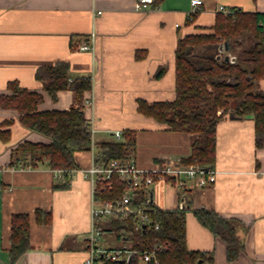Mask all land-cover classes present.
I'll return each instance as SVG.
<instances>
[{"label": "crops", "instance_id": "obj_1", "mask_svg": "<svg viewBox=\"0 0 264 264\" xmlns=\"http://www.w3.org/2000/svg\"><path fill=\"white\" fill-rule=\"evenodd\" d=\"M134 0H0V94H10L9 81L37 91L40 110L80 104L92 118L91 140L112 139V132L133 131V154L139 167L179 164L190 154L195 133L175 131L140 112L137 100L150 103L175 96V48L185 34L207 29L219 4L244 11L264 12V0H155L149 9L134 10ZM100 10V13H96ZM192 13V18L189 15ZM93 33V49L78 50ZM138 54V56H137ZM66 60L70 77L88 76L91 88L80 101L70 89L52 100L35 78L39 66ZM160 77H155L159 68ZM92 97L93 104H85ZM19 113L0 107V264H81L86 253L84 234L90 227L91 184L80 172L89 152L75 156L77 169L68 187H53L60 176L44 163L35 167L15 161L23 141L49 138L21 124ZM6 123V124H5ZM106 134L111 135L107 137ZM182 164V163H181ZM215 180L202 186L197 176L176 184L173 178L155 180L152 201L165 208L191 199L185 214L186 244L213 252V264H264V144L255 147L250 115L224 114L216 126ZM186 195V196H185ZM180 196V197H179ZM182 196V197H181ZM205 207L236 218V233L244 244L239 256L226 258L224 242L200 224L191 209ZM37 208L50 210L51 222L34 219ZM30 215L31 247L11 261L9 220L12 213ZM106 239V238H105Z\"/></svg>", "mask_w": 264, "mask_h": 264}, {"label": "trees", "instance_id": "obj_2", "mask_svg": "<svg viewBox=\"0 0 264 264\" xmlns=\"http://www.w3.org/2000/svg\"><path fill=\"white\" fill-rule=\"evenodd\" d=\"M232 9L234 12L231 14L217 12L207 29L185 34L177 40L173 99L150 103L137 100V108L143 114L164 123L171 130L197 135L191 144L190 154L181 160L183 165L194 163L205 170L213 168L216 126L226 111L234 116L250 115L255 147L264 144V88L258 87V82L264 79V12L244 11L234 6ZM226 54L229 55L228 60L224 58ZM162 73L161 67L155 77ZM34 76L52 100L57 99L59 90L70 89L80 101L83 93L91 88L88 76L71 79L66 60L39 66ZM7 88L11 93L0 94V107L17 110L21 124L49 138L47 143H19V154L10 164L19 161L21 166L35 167L44 163L51 170H62L61 181L53 183V187H68L72 170L78 167L76 154L91 147L84 109L77 104L63 109L40 110L38 105L43 100L40 93L20 87L14 80L7 83ZM8 136L9 129L0 128V138L6 140ZM96 144L97 164L125 159L134 149V133L126 130L120 140L112 138ZM106 183L104 180L97 182L93 197L98 202L115 204L128 189L127 184L117 175L109 184ZM130 195L127 207H145L152 219L150 228L137 225L135 214L123 213L119 204L118 210L97 222L104 236L113 234L119 240L115 247L142 250L157 245L155 259L145 262L135 259L129 264H213L212 251L187 247L185 214L191 206L189 197L185 195L180 206L165 208L152 201L150 189L134 190ZM147 196L151 198L150 202H146ZM191 211L200 224L224 242L227 260H235L244 248L236 233L239 221L211 208L198 207ZM34 219L39 224H48L52 219L51 211L37 208ZM154 223L157 228H154ZM9 229V258L14 261L31 247L30 215L12 213ZM104 264L126 263L108 260Z\"/></svg>", "mask_w": 264, "mask_h": 264}, {"label": "built area", "instance_id": "obj_3", "mask_svg": "<svg viewBox=\"0 0 264 264\" xmlns=\"http://www.w3.org/2000/svg\"><path fill=\"white\" fill-rule=\"evenodd\" d=\"M154 0H134V10H146L151 7ZM201 0H191L192 5H198ZM217 12L223 14H231L234 12L232 7L219 4L216 8ZM96 13H100L97 10ZM192 18V13L189 15V19ZM93 49V33L90 35L88 41H82L78 45V50H92ZM85 104L90 106L93 104L92 97H87ZM87 123L90 129V135L94 132L92 118L87 119ZM112 136L115 140H120L122 131L115 130L112 132ZM89 152V164L88 166L81 168L80 172L86 177L91 184V205H90V227L84 234V241L86 243V253L81 264H104L108 260H118L129 264L132 260L138 259L141 262L155 259L157 245H153L149 248L142 250L130 248V247H109L101 240H104V235L98 226L99 220L107 219L114 211L120 210L124 212H133L136 217V224L150 228L152 219L147 212L145 207L139 208H128L127 203L130 201V193L134 190L150 189L151 185L155 180H165L167 178H173L176 184H180L182 179L197 176L196 183L200 186L213 182L215 180L214 169L205 170L200 166L189 163L187 165L179 164H163L156 165L150 169H143L138 166L133 154H129L125 159H112L106 164H97L95 162L96 153L93 151V142L91 140V147L87 150ZM195 159V158H193ZM79 168V167H77ZM75 168V169H77ZM74 169V170H75ZM72 170V172L74 171ZM59 176L63 172L62 170H54ZM117 175L120 180H123L127 184V190L122 194L121 198L112 203L111 201L98 202L93 197L94 188L99 180L107 181L106 184L110 183L111 178ZM151 198L146 197V202H150ZM183 201H181L182 205ZM157 224L154 223V228H157Z\"/></svg>", "mask_w": 264, "mask_h": 264}, {"label": "rangeland", "instance_id": "obj_4", "mask_svg": "<svg viewBox=\"0 0 264 264\" xmlns=\"http://www.w3.org/2000/svg\"><path fill=\"white\" fill-rule=\"evenodd\" d=\"M258 87L264 88V79L258 82ZM227 113L228 112L226 111L224 114H227ZM106 136L111 138V135H109V134H106ZM101 243H104L105 245H107L109 247H114L115 245L119 244L120 242L116 237L113 236V234H105L104 240L102 239Z\"/></svg>", "mask_w": 264, "mask_h": 264}, {"label": "water", "instance_id": "obj_5", "mask_svg": "<svg viewBox=\"0 0 264 264\" xmlns=\"http://www.w3.org/2000/svg\"><path fill=\"white\" fill-rule=\"evenodd\" d=\"M224 58H225V60H228L229 59V55L228 54H226L225 56H224ZM145 225L143 224V227H144Z\"/></svg>", "mask_w": 264, "mask_h": 264}]
</instances>
